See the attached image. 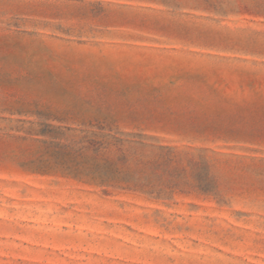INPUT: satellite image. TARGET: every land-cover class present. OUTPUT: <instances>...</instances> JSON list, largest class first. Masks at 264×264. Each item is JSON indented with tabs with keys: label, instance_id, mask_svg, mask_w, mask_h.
Returning <instances> with one entry per match:
<instances>
[{
	"label": "rangeland",
	"instance_id": "obj_1",
	"mask_svg": "<svg viewBox=\"0 0 264 264\" xmlns=\"http://www.w3.org/2000/svg\"><path fill=\"white\" fill-rule=\"evenodd\" d=\"M0 264H264V0H0Z\"/></svg>",
	"mask_w": 264,
	"mask_h": 264
},
{
	"label": "trees",
	"instance_id": "obj_2",
	"mask_svg": "<svg viewBox=\"0 0 264 264\" xmlns=\"http://www.w3.org/2000/svg\"><path fill=\"white\" fill-rule=\"evenodd\" d=\"M93 144V143H92ZM97 150H100L99 147H97Z\"/></svg>",
	"mask_w": 264,
	"mask_h": 264
}]
</instances>
